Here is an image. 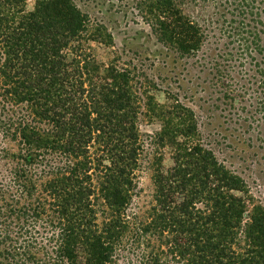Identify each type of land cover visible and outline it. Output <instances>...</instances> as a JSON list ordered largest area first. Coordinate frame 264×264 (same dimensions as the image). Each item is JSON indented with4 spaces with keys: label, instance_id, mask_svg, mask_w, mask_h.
Here are the masks:
<instances>
[{
    "label": "trees",
    "instance_id": "trees-1",
    "mask_svg": "<svg viewBox=\"0 0 264 264\" xmlns=\"http://www.w3.org/2000/svg\"><path fill=\"white\" fill-rule=\"evenodd\" d=\"M21 2L0 0V8ZM203 3L222 19L224 27L212 28L252 60L255 84L264 85V0L142 6L158 41L221 84L238 56L225 49L201 63L208 31L184 8ZM88 33L71 0L0 21V133L17 145L0 149L8 172L0 181V264H264V206L249 209L239 195L245 183L205 147L195 111L178 98L149 141L154 204L131 210L146 148L142 106L154 112V98L143 101L131 69L112 64L102 75L84 53ZM165 146L174 163L167 169Z\"/></svg>",
    "mask_w": 264,
    "mask_h": 264
},
{
    "label": "rangeland",
    "instance_id": "rangeland-1",
    "mask_svg": "<svg viewBox=\"0 0 264 264\" xmlns=\"http://www.w3.org/2000/svg\"><path fill=\"white\" fill-rule=\"evenodd\" d=\"M45 1L22 0L10 10L0 8V21L6 23L8 17L17 21ZM71 1L87 18L89 33L82 41L84 53L100 64L102 75L112 64L131 69L135 73L132 83L143 101L148 102L149 95L154 98V112L157 114L150 111V107L142 106L145 114L141 116L139 127L146 148L141 156V168L137 171L131 210L143 213L154 204L157 164L152 163L156 154L149 141L164 126L161 112L170 111L176 98L195 111L200 139L205 147L211 148L218 160L245 183L242 188L245 191H240L239 195L247 199L249 209L254 205L264 206V94L261 93L264 85L255 84L261 77L257 75L252 60L242 57L236 46L228 45V39L212 28L224 25L222 19L214 15L211 5L188 4L184 10L208 31L199 53L203 65L207 66L208 55L225 49L238 56L237 60L227 63L232 78L222 79L221 84L194 58L179 57L174 49L158 41L144 13L143 0ZM226 89L231 91L232 99L226 97ZM179 122L174 119L173 126L180 129ZM178 139L183 137L180 135ZM3 147L17 150V145L0 133V149ZM160 150L164 168L172 167L171 146ZM7 177L5 160L0 159V181Z\"/></svg>",
    "mask_w": 264,
    "mask_h": 264
}]
</instances>
